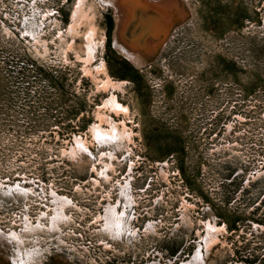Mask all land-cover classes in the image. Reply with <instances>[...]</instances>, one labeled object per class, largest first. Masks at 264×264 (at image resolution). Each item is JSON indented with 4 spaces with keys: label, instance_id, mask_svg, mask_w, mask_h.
Segmentation results:
<instances>
[{
    "label": "rangeland",
    "instance_id": "obj_1",
    "mask_svg": "<svg viewBox=\"0 0 264 264\" xmlns=\"http://www.w3.org/2000/svg\"><path fill=\"white\" fill-rule=\"evenodd\" d=\"M82 1L0 0V229L21 242L7 253L180 264L201 244L202 264H264V0H156L170 7L143 62L115 47L122 12Z\"/></svg>",
    "mask_w": 264,
    "mask_h": 264
},
{
    "label": "bare ground",
    "instance_id": "obj_2",
    "mask_svg": "<svg viewBox=\"0 0 264 264\" xmlns=\"http://www.w3.org/2000/svg\"><path fill=\"white\" fill-rule=\"evenodd\" d=\"M82 1V0H81ZM105 2H107L108 4H111L114 6L115 10H120L122 12V16H123V19L125 22H122L121 25L119 26L120 30H119V35H122V39H123V43H121L118 38L114 37V40H115V47H117L120 51H122L127 58H131L135 61H139V62H143V59L142 57H145V55L147 54V52L149 51H152L154 49H156V47H158V40H160V37L162 35V24H161V19L162 17H160L159 15L157 17H155V14L160 11V10H164L165 9V6L164 5H167L166 8H169L170 5L168 4L169 1L167 0L168 3L162 5V1H156V0H104ZM103 1V2H104ZM176 1V0H175ZM179 2V0H177ZM83 2V1H82ZM153 3L154 6H149V5H145L146 3ZM78 3V2H77ZM81 3V2H80ZM165 3V1H164ZM173 4V2H172ZM79 5V4H78ZM82 6V4H81ZM145 9L146 11V14H144L143 12H141V10L139 9ZM157 8V9H156ZM75 10V9H74ZM75 12V11H74ZM74 15L77 14V11L75 13H73ZM160 14V13H159ZM44 15V14H43ZM42 15V16H43ZM72 17V16H71ZM146 17V18H145ZM134 18H136L134 20ZM152 18L155 19L156 23H157V31L154 33V32H151L150 29H152V25H150V23L152 22ZM151 19V20H149ZM174 19V18H173ZM138 20H141V25L143 26H146V31H144V29L141 27V25H138ZM121 21V20H120ZM41 22V21H40ZM140 22V21H139ZM24 25V24H23ZM26 25V24H25ZM43 25V24H42ZM135 26V28H134ZM150 27V28H149ZM72 28V27H71ZM74 28V27H73ZM159 28V29H158ZM165 28V26H164ZM24 30V28H23ZM123 30H124V34H123ZM21 31V30H20ZM92 31V30H91ZM89 32V36H91L92 32ZM23 32V31H22ZM30 32V31H29ZM71 32V31H70ZM140 32V33H138ZM24 33V32H23ZM161 33V34H160ZM30 35V34H29ZM33 36V35H32ZM93 37V36H92ZM28 40V39H27ZM93 39H91V42L87 45V48H88V53L90 54V58L92 59L93 58V55H92V50H93V45L95 44V42L92 41ZM90 41V40H89ZM36 42V41H35ZM38 42V40H37ZM86 42V41H85ZM29 43V42H28ZM31 43V42H30ZM41 43V42H40ZM32 45V44H31ZM96 45V44H95ZM94 45V46H95ZM34 47H36L34 45ZM86 47V46H85ZM42 48V46L40 47ZM43 49V48H42ZM139 49L141 51H139ZM90 59V60H91ZM94 59V58H93ZM140 65V64H139ZM102 69V68H101ZM110 80V79H109ZM112 80L110 81H107L106 82V86L107 85H113V86H116V84H119L120 82L117 81V82H111ZM115 89V88H114ZM112 90V89H111ZM110 103L109 105H112V107H122L121 105L118 104L117 101L114 100V98H111V101L108 102ZM106 105V104H105ZM123 108V107H122ZM111 124V123H110ZM110 129H104V127L102 128L101 126H99L98 124L97 125H93L92 126V132L94 136H96L97 138H99V140L101 139H106L107 141V137H109V139L111 138H117L120 136V130L118 131L116 126L113 125H110ZM91 130V129H90ZM124 133V132H123ZM122 135V134H121ZM75 140V139H74ZM98 140V141H99ZM102 141V140H101ZM105 141V140H103ZM105 141V142H106ZM77 143V142H75ZM81 143V142H79ZM82 144V147H83V150H86L88 152H90V150H88L89 148L86 147L85 144L81 143ZM101 144V142H100ZM77 145V144H76ZM80 145H78L79 147ZM75 147V146H74ZM81 147V148H82ZM77 148V147H76ZM80 148V147H79ZM82 150V151H83ZM76 151V150H75ZM78 153V152H77ZM73 154V153H72ZM75 154V153H74ZM92 155V154H91ZM73 157V156H72ZM28 179V178H27ZM19 181V180H18ZM32 181V180H31ZM1 182V180H0ZM18 183V182H17ZM32 183V182H31ZM4 184V183H3ZM16 184V183H15ZM26 184V183H25ZM35 184V183H34ZM121 184V183H120ZM3 186V185H2ZM34 187V186H33ZM125 187V186H123ZM6 188H9V187H6ZM1 189V188H0ZM10 190L9 191H13V189H17L18 191H23V188L20 187V185H16V187H11L9 188ZM31 189V188H30ZM34 189V188H33ZM26 190V189H25ZM126 190V189H125ZM35 191V190H34ZM37 191V190H36ZM124 191V190H123ZM1 192H2V189H1ZM4 192V191H3ZM2 192V194H3ZM32 192V190H31ZM126 192V191H125ZM5 193V192H4ZM42 193V192H41ZM44 193V192H43ZM50 193H53V192H50ZM35 195V194H34ZM52 195V194H51ZM53 196V195H52ZM58 196V195H57ZM131 197V196H130ZM27 198V197H25ZM62 198V197H61ZM61 198L57 197V199L60 201L62 200ZM132 198V197H131ZM15 199V198H14ZM49 199V198H48ZM25 200V199H24ZM54 200V198H53ZM66 199H64L65 201ZM124 201V200H123ZM127 201V200H126ZM11 202V201H10ZM49 202V201H48ZM58 202V201H57ZM66 202V201H65ZM115 202V201H114ZM123 203V202H122ZM25 205V204H24ZM49 205V203H48ZM54 205V204H53ZM60 206V205H58ZM24 208L27 207V204H26V207L23 206ZM52 207V206H51ZM55 208V206H53ZM108 207V206H107ZM123 207V206H122ZM23 209V208H22ZM60 209V208H59ZM120 209V208H119ZM124 209V208H123ZM20 211V210H19ZM107 211V210H106ZM39 212V211H38ZM54 212V211H52ZM117 212V211H116ZM14 213V212H13ZM12 213V214H13ZM61 213V212H60ZM107 213V212H106ZM109 213V212H108ZM121 213V212H120ZM119 213V214H120ZM40 214V213H39ZM47 214V213H46ZM105 214V213H104ZM115 214V213H114ZM118 213L115 214V215H119ZM16 215V214H15ZM28 215V214H27ZM50 215V214H49ZM61 216H63L62 214H60ZM66 215V214H65ZM22 216V215H21ZM46 216V215H44ZM41 217V216H40ZM11 218V217H10ZM22 218V217H21ZM20 218V219H21ZM48 218V216H47ZM70 218V217H69ZM53 219V218H52ZM56 219V218H55ZM118 219V218H117ZM128 219V217H127ZM29 220V219H28ZM31 220V219H30ZM57 220V219H56ZM110 217H108L107 219V223L109 224L110 228L113 229V231H120V223L118 222H112L110 221ZM13 221V220H12ZM20 221V220H19ZM49 221V220H48ZM11 222V221H10ZM31 222V221H30ZM120 222H121V219H120ZM13 223V222H12ZM48 224V223H47ZM103 224V222H102ZM107 224V225H108ZM209 224V223H208ZM22 225V224H21ZM106 225V224H105ZM116 225V226H115ZM210 225V228H214V226L212 224H209ZM207 225V226H209ZM30 226H31V223H30ZM33 226V225H32ZM206 226V225H205ZM25 227V226H24ZM44 227V226H43ZM48 227V226H47ZM51 227V226H50ZM38 228V227H37ZM208 228V227H206ZM12 229V228H11ZM10 230V229H9ZM50 230V228H49ZM123 230V229H122ZM128 230V229H127ZM14 231V230H13ZM29 231H31L29 229ZM207 231V230H206ZM215 231V229H214ZM9 232V231H8ZM17 232V231H16ZM26 232V231H25ZM45 232V231H44ZM210 232V231H209ZM28 233V230L27 232ZM48 233V232H47ZM16 234V233H15ZM13 234V233H5L2 229H0V264H7L9 261L11 262H14L15 264L19 263V264H30V262L34 261L36 259V254H38V251L37 249H34L32 246L33 249H25V252L21 253L20 249H17V254L18 256L21 255V258H18L17 257L15 258L13 255L12 257L7 253V250L9 247H13L11 246L12 244V240H15L16 243H21L20 240V237L17 238V236ZM22 234V233H20ZM24 234V232H23ZM34 235V234H33ZM57 235V234H56ZM19 236V235H18ZM21 236V235H20ZM25 236H27L25 234ZM38 236V235H37ZM42 236V235H41ZM201 236V235H200ZM39 237V236H38ZM51 237V236H50ZM49 237V238H50ZM57 237V236H56ZM108 237V236H107ZM215 237V236H214ZM202 238V237H201ZM200 239V238H199ZM29 240V239H28ZM31 240V239H30ZM33 240V239H32ZM37 240V239H36ZM35 240V241H36ZM203 240V239H202ZM205 240V239H204ZM26 241V240H24ZM33 242V241H32ZM37 242V241H36ZM34 243V242H33ZM32 243V244H33ZM198 243V242H197ZM212 243H213V239H212ZM28 244V243H27ZM110 244V243H108ZM24 245V244H23ZM31 245V244H30ZM36 245V244H34ZM206 247L207 246V243H205ZM200 246L201 244H199V247H196L197 249H195V252L192 253V255L189 257L188 260H185V261H181L180 264H202L203 263V252H200ZM40 247V246H39ZM45 247V246H43ZM42 247V248H43ZM29 248V246H28ZM209 248V247H208ZM22 251H23V248L21 247ZM15 250V248H14ZM20 250V251H19ZM41 250V249H40ZM15 251V253H16ZM205 251V250H204ZM20 252V253H18ZM44 255V254H42ZM40 255V256H42ZM38 258H41V257H38ZM185 259V258H184ZM40 262V260H39ZM146 262V261H145ZM155 262V261H154ZM205 262V260H204ZM170 263V262H169ZM167 263V264H169ZM11 264V263H9ZM149 264V263H148ZM154 264V263H152ZM160 264V262L158 263ZM164 264V263H163Z\"/></svg>",
    "mask_w": 264,
    "mask_h": 264
}]
</instances>
